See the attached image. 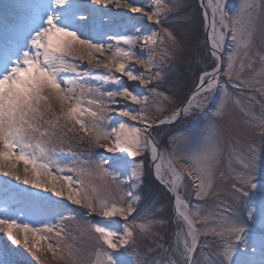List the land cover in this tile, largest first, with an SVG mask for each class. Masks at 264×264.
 I'll use <instances>...</instances> for the list:
<instances>
[{
  "label": "snow or ice",
  "instance_id": "6c2138e0",
  "mask_svg": "<svg viewBox=\"0 0 264 264\" xmlns=\"http://www.w3.org/2000/svg\"><path fill=\"white\" fill-rule=\"evenodd\" d=\"M96 5H114L125 11L110 15L103 7L97 8ZM201 6L211 9V31L207 33L205 42L213 61L211 71L203 70L197 90L182 108L159 118L158 122L172 123L181 113L188 115L193 108H203L217 90L221 93V100L212 112L214 119L207 126L208 146L204 151L188 156L168 155L166 167L165 155L159 153L155 141L148 134L149 129L157 122L147 114L149 97L133 94L127 87L105 93L91 85L65 80L61 74L77 71L76 65L68 60L72 57L86 59L90 65L102 66L110 72L114 69L128 80H139L147 86L152 78L145 77L144 73L134 74L126 61L134 59L136 63L145 65V71H150L154 57L150 56L145 61L130 49L141 39L138 33L145 18L160 24L161 15L172 12L173 7L164 0H156L151 8L137 4L136 0H91L90 3L83 0H48L43 5L18 3L11 6L13 10L27 13L29 24L25 35L27 50L17 47L10 51L0 66V173L24 185H30L33 189H43V192L21 189L5 180L0 184V193L7 195L10 189L15 188L17 195L41 217L37 221L39 223H43L46 218L60 217L59 223H43V228H38L33 225L31 217L27 222L17 220L13 209L8 207L5 200V207L0 214V233L6 236L11 245L22 243L27 253L40 264H43L41 257L44 251L50 252L53 259L63 261L64 264H201V259L205 264H264V180L257 182L256 179L257 171L264 177V156H260L261 163L257 168L258 150L254 145L245 146L238 139L235 144L230 145L229 171L234 178L231 199L233 204L238 201L244 204L243 213L235 208L229 211L231 206H228L221 212L202 214L201 206H192L180 194V189L184 188L191 189L190 195L197 200L219 195L213 191L223 151L217 119L226 117L229 98L227 88H220V77H227V82L232 83L233 87H256L257 91L264 94V56L261 57V66L257 70L249 55L257 35L255 21L258 5L255 0H244L234 14L229 13L226 0H202ZM204 16L207 18V11ZM117 29L123 31H116ZM109 30L113 34L109 35ZM162 33L171 43L175 55L182 48L181 41L168 28H164ZM158 35L160 34L152 33L153 37ZM229 36L232 49L225 60L221 53ZM104 37L116 40V45L105 46L100 43ZM94 39L96 42H93ZM260 39L264 41V33H260ZM121 42L128 45V48L120 47ZM144 43L147 46L149 41L146 39ZM151 43L154 46L155 40ZM106 51L112 54L94 63L96 55H103ZM12 56H15V60ZM166 58V53L161 55V60ZM245 69L253 71L252 78H243ZM84 75L88 73L85 72ZM154 76L159 79L160 73L157 72ZM114 78L104 77L105 80ZM151 91L154 97L159 98L154 100L156 112H163L165 102L171 103V98L155 87ZM85 92L98 94L87 100L88 107L83 106ZM105 97L112 104L118 102L115 98L122 97L142 105V110L138 113L125 106L121 114L131 120H139L144 127L120 123L118 128L113 127L109 131L104 124L107 119L105 113L114 109H110L105 103ZM52 99L60 106L55 120L45 118L46 113L52 110L49 102ZM86 115L91 117L90 122L84 119ZM245 115L248 117L246 123L259 128L260 135L264 137V111L259 115L246 111ZM61 119L66 124L71 123L73 127L78 125L82 132L92 137L96 146L109 153L125 155L114 156L110 160L102 158L93 165L78 168L61 167L49 156V152L56 149L47 147L55 132H49L46 128L42 130L43 125L56 128ZM42 137H49V140L45 141ZM146 151L151 153L150 162L145 157ZM259 152L264 153V142ZM127 157H132L133 160L129 161ZM138 157L140 159L137 160ZM181 160L185 162L181 163ZM21 162L22 171L19 167ZM130 164V175L127 180L121 179ZM53 168L59 173L65 170L76 172L78 179L74 181L70 175H54ZM146 169L173 193L172 219L177 228L174 245L166 247L157 242L155 248L148 247L142 252L139 242L151 236H155L157 241L163 240V236L153 231V226H163L168 222L164 219L134 216L141 197L133 195L131 191L127 193L130 199L126 200L122 195L125 185L140 188L144 183ZM220 175L223 178L224 174ZM93 176L104 180L103 190L92 183ZM186 180L191 183H185ZM76 183L80 184L83 195L80 189L73 192V185ZM57 184L67 185L69 191L66 198L72 204L86 208L89 215L95 214L103 218L86 221L80 228L95 240L96 246L87 256L71 244L62 243L64 222L75 221L76 217L64 216L63 211L68 210L67 205L44 194L50 192L56 197H64L63 187L58 188ZM116 217L120 219H110ZM198 224L201 227L198 228ZM48 233H54L57 238L55 244L51 242ZM208 236L214 238L213 242L217 247L208 256L202 257L203 250L209 247L210 242L205 240L201 245L200 238ZM40 241L47 244L46 249L41 248ZM257 247L260 252L259 261L254 259ZM17 253L25 257L24 261L16 259ZM0 264H31V261L19 248H11L5 242L0 249Z\"/></svg>",
  "mask_w": 264,
  "mask_h": 264
},
{
  "label": "rangeland",
  "instance_id": "374dc122",
  "mask_svg": "<svg viewBox=\"0 0 264 264\" xmlns=\"http://www.w3.org/2000/svg\"><path fill=\"white\" fill-rule=\"evenodd\" d=\"M190 0H164L165 3L170 4L173 7V11L179 12V8L183 5H187ZM196 11L192 10L188 15L185 13H180L179 16L172 14V12L163 13L161 15V23L155 24L152 21H145L140 25L141 31L138 33L141 39L136 42L132 47L136 56L141 57L145 61L149 59L150 56L154 57V64L151 67L150 71H145V65L138 64L135 60H128L126 64L134 72V74L144 73L145 77L152 78L151 83L145 86L139 80L133 81L134 87L133 94H140L141 96L149 97V103L147 106V114L151 116L154 120L158 121L159 118L168 116L172 114L176 109H178L188 94L194 89L199 81V76L202 74L203 70L207 69L211 71L212 59L209 56V49L206 46V35L204 33V22L202 18V11L199 5V0H194ZM48 0H0V66H2L4 58L10 53V51L15 50L17 47L26 49L25 35L26 27L29 24V15L27 13H21L18 10H13L11 7L13 4L18 3H29L33 5H43L46 4ZM244 0H226V7L230 14H234L235 11L239 8L240 4ZM137 4H143L145 7L151 8L156 4V0H136ZM255 3L258 5L256 9V21L255 26L257 29V35L254 40L253 46L249 50V55L254 62V68L259 69L261 66V57L264 55V41L260 39V33H264V0H255ZM198 9V10H197ZM106 11V10H105ZM109 14H116L121 11L113 12L108 11ZM171 14V15H170ZM142 16V14H136ZM174 15V16H172ZM191 17V18H190ZM201 19V27L203 29V38L199 43H196L191 47H185L182 44V41L177 37L182 44L180 51H176L174 55V49L171 46V43L166 40L163 36L162 30L165 28V22L169 21L167 19H174L173 22H184L189 19ZM79 18V17H78ZM180 19V20H177ZM181 19H184L181 20ZM181 26H185L182 25ZM187 26V25H186ZM190 32H193L198 28L187 26ZM112 32V30H110ZM116 31H123V29H117ZM156 32L160 35L153 37L152 33ZM130 35L132 33H129ZM176 35V33H175ZM177 36V35H176ZM184 36V35H183ZM107 37H104L99 42L104 44ZM148 40L149 43L145 46L144 41ZM95 40V39H94ZM152 40H155V45L151 43ZM94 42V41H93ZM120 47L128 48V45H124L122 42L119 45ZM194 50L189 52V48ZM232 49L231 38L230 36L225 41V47L222 52V56L227 58L229 52ZM186 52H189L187 55ZM167 54V58L161 60L162 54ZM12 59L15 60V56H12ZM69 62L76 65L77 71L62 73L61 75L65 80L71 79L75 80L78 84L85 86L91 85L93 88H100L102 92L115 91L118 89V84L122 82L125 77L118 72H115L113 69L111 72L107 69L101 67H94L90 65L88 61L74 59L72 57L68 58ZM95 63V62H94ZM87 72L88 75H84ZM159 72L160 78L156 79L154 74ZM244 79H250L253 76V71L245 69L242 73ZM104 77H115L114 79L105 80ZM259 79V77H257ZM220 88L226 87L228 90V100L226 104L227 115L224 119H217V126L220 129L222 137V155L220 157V162L216 170V179L214 192L219 193L218 196L210 195L204 200H197L193 195H190L191 189L185 190L184 188L180 189V194L182 197L190 201L192 206H201L202 214L212 213L211 210L213 206L215 207V212L224 211L225 208H228L231 211L232 208L237 209V211L243 213V207L240 206L243 204L237 202L233 204L231 199V185L234 182L232 173L229 171V166L227 164L226 158V147L228 145V140L231 138L240 137V142L245 146L254 145L258 150L257 156V168L260 166V156H264V153L259 152L262 142H264V137L260 135V129L257 127L249 126L246 121L248 117L245 115L246 111H251L256 115H259L264 111V94H261L257 91L256 87H246L239 86L233 87L232 83L227 82L228 78L221 76L220 77ZM186 87L188 91L185 95V98L181 99L183 96L182 89ZM63 86V85H62ZM183 86V87H182ZM155 87L157 91L163 92L171 98V103L165 102V108L163 112H156L154 107V100L156 98L153 96L151 89ZM185 87V88H186ZM258 87V85H257ZM79 93V89H77ZM93 95L98 94H88L85 92L83 96V106L88 107L87 100L92 98ZM116 101L119 97L115 98ZM183 100V101H182ZM221 93L217 90L208 101H206L205 106L200 109L193 108L190 114H183L179 120L172 124L159 125L151 129L149 132L155 142L157 143V148L159 153L165 155V166L167 162L168 155L175 154L176 156H188L189 154H197L203 152L208 142L206 137L208 135L206 129L207 126L214 119L212 117V112L220 103ZM181 101V102H180ZM239 101V103H236ZM51 103L52 110L46 113L45 118L49 120H55L57 114H59L60 106L57 101L54 99L49 101ZM126 102V101H124ZM105 103L108 104L110 109L117 108V104L114 105L107 101L105 97ZM130 103L129 110L138 113L142 110V105ZM95 108V106H93ZM112 111L105 113L107 119L104 121V124L107 126L109 131L114 127V114ZM84 119L88 122L91 121V117L85 116ZM238 121H245L243 125L238 123ZM239 124V125H237ZM115 125H118L116 123ZM137 126L143 128L144 125L138 120ZM46 128L49 132H55V136L51 138V142L47 144L48 148H55L56 151L49 152V156L52 161L58 163L61 167H80L86 165H93L100 159H111L110 155L103 148L96 146L92 142V137L86 135L82 132L78 125L73 127L71 123H65L63 119L59 121V124L56 128H52L50 125H43L42 130ZM71 129V130H69ZM39 135V134H37ZM43 140L48 141L49 137H42ZM104 143H111L110 141H104ZM62 149V150H61ZM118 156H122L118 155ZM145 157L147 161H151L149 151L145 152ZM129 161H132V157H127ZM140 159L139 157L136 158ZM185 161L181 160V163ZM23 164V163H22ZM238 167L237 165H233ZM107 167V165H105ZM179 167V165H177ZM53 174L57 176L70 175L73 177L74 181L78 179V174L76 172H68L65 170L63 173L57 172L55 168L52 169ZM31 174V171L29 172ZM131 173V164L127 172L121 175V179L127 180L128 175ZM220 173H223V178H221ZM43 178V177H42ZM257 182L264 180V177H261L259 172L256 173ZM8 180L11 185L18 186L21 189H29L34 191L30 187H26L19 182L9 180L7 177L3 176L0 173V184H3V181ZM92 183L99 189L103 190L104 180L93 176L91 178ZM185 183H191L186 180ZM63 186L61 184H57ZM80 189L81 195H83V190L79 183L73 185V191ZM43 192V190H39ZM131 191L133 195H139L141 197L140 202L137 204V212L134 213V216H140L145 219H164L168 222L163 225H154L153 231L159 233L164 237L163 240L157 241L155 236L146 237L139 242L140 250L143 252L146 248L156 247V243H162L166 247L174 245V234L177 228V225L173 222V204L171 197L168 191L154 178L150 170L146 169L144 183L140 186L139 189L129 188L127 185L124 186L125 199H130L127 196V193ZM35 192V191H34ZM91 194V190L89 189ZM45 195L52 196V199L62 201L67 205L68 210L63 211L64 216H75L76 220H66L64 222L65 231L62 233L63 244H71L74 248L80 249L81 254L87 256L95 248V240L88 233H84L80 230L81 226L84 225L86 221L98 220L101 217L96 216L95 214L89 215L88 210L83 208L81 205L69 204L65 198H57L56 196L49 193H44ZM5 200L8 202V207L13 209L17 220L27 222L31 217L33 225L38 228H43V223H52L57 224L60 222V217L56 216L54 218H46L43 220V223L37 222L41 217L25 202L20 196L17 195L15 188H12L8 191L7 195L0 193V214L5 207ZM247 198H245V202ZM244 205V204H243ZM22 209V211H21ZM162 209V211H157ZM103 219V218H102ZM119 220V219H117ZM140 222V221H138ZM123 221H121V226ZM197 227H201L200 224ZM53 244L56 243V237L54 233L47 234ZM22 240V237H21ZM208 240L210 242L209 247L203 250L202 257L208 256L210 253L216 250V243L213 242L214 238L211 236L201 237L200 242L203 245L204 241ZM7 242L11 248H19L20 252L25 253L28 260L31 261V264H40V262L35 261L29 253L23 248V244L20 245H11L10 241H7V238L4 234L0 233V249H2ZM40 246L42 249H46L47 244L44 241H40ZM251 249H249L250 251ZM159 252V250H157ZM155 255V253H154ZM16 259L24 261L25 257L16 254ZM43 264H64L63 261L55 260L52 258L50 252L44 251L41 257ZM201 264H205V261L201 259Z\"/></svg>",
  "mask_w": 264,
  "mask_h": 264
},
{
  "label": "bare ground",
  "instance_id": "6f19581e",
  "mask_svg": "<svg viewBox=\"0 0 264 264\" xmlns=\"http://www.w3.org/2000/svg\"><path fill=\"white\" fill-rule=\"evenodd\" d=\"M83 2H87V3H90L91 2V0H83ZM96 7L97 8H101V7H103L104 8V10H106V11H113V12H117V11H125V10H122V9H117L114 5H107V6H100V5H96ZM205 11H207V13H208V16H207V18L205 17V20H206V25L208 26V32H210L211 31V27H210V24H211V9H205ZM111 34H113L110 30H109V35H111ZM207 36V35H206ZM94 42H96L95 40H94ZM116 40H109V39H107V40H105V43H104V45L105 46H107L108 44H112V45H116ZM112 53L111 52H105L103 55H100V54H97L96 55V59H95V63L96 62H98V61H102V60H104L105 59V57H107V56H110ZM262 56H264V55H262ZM121 75H123L122 73H120ZM124 76V75H123ZM125 77V79H123L122 80V82H120L119 84H118V89H122V88H124V87H127L128 89H129V91H131V90H133V87H134V84H133V80H128V78L126 77V76H124ZM134 81H136V80H134ZM117 103H115L114 105H116L117 104V108H115L114 109V111H112L111 113H113L114 114V119H113V121H114V127H116V128H118L119 127V124L120 123H126V124H128V125H130V126H134V127H138L137 126V122H138V120H131L130 119V117H127V116H123L121 113H122V110L124 109V107L126 106L128 109H129V107H130V103H126L127 102V100H124L122 97H119V99H117ZM124 101H126V102H124ZM128 102H131V100H128ZM135 113V112H134ZM171 115V114H170ZM245 121H243L242 123H241V121H238V123L239 124H241V126L243 125V123H244ZM116 123H118V125H115ZM239 124H237V125H239ZM139 128V127H138ZM239 140L240 141V137H238V138H231L230 137V139L228 140V145H227V147H226V160H227V164H228V166H229V156H230V154H231V148H230V145H232V144H235L236 143V140ZM248 145V144H247ZM158 149V148H157ZM158 151H159V149H158ZM160 152V151H159ZM109 155H110V157H114V156H118L117 155V153H109V152H107ZM118 154H122V153H118ZM122 155H125V154H122ZM149 155H150V158H151V153L149 152ZM157 162H159V161H157ZM19 167L21 168V171L23 170V164H22V162H21V164L19 165ZM166 167V166H165ZM229 169V168H228ZM29 176L31 177V174L29 173ZM9 180H12V181H15V182H19V183H21L20 181H17V180H15L14 178H12V177H7ZM22 184V183H21ZM22 185H24V184H22ZM24 186H26V187H30L31 188V186L30 185H24ZM57 187L58 188H60L61 186H59V185H57ZM63 187V190L65 191V196L64 197H57V198H65L66 200H67V194H68V191H69V189H68V187H67V185H63L62 186ZM31 189H33V188H31ZM34 191H39V190H43V189H33ZM73 192H75V191H73ZM68 201V200H67ZM69 202V204H72L70 201H68ZM174 203V202H173ZM216 207V206H215ZM215 207L213 206V208H212V210H211V212L212 213H215ZM244 208V205L242 204L241 206H240V208L239 209H241V208ZM241 210H243V209H241ZM110 219H113V220H117V219H120L119 217H116V218H110ZM98 220H102V218L101 219H98ZM251 251V250H250ZM254 259L256 260V261H259V259H260V252H259V250H258V247H257V251H256V253H255V256H254Z\"/></svg>",
  "mask_w": 264,
  "mask_h": 264
},
{
  "label": "trees",
  "instance_id": "16d2710c",
  "mask_svg": "<svg viewBox=\"0 0 264 264\" xmlns=\"http://www.w3.org/2000/svg\"><path fill=\"white\" fill-rule=\"evenodd\" d=\"M195 4L196 3H195L194 0L188 1L187 5H185V2H184V6L182 5L179 8V12L182 11L181 13H185V15H188L192 10H194V13H195L196 7H197V5H195ZM179 12L172 11V14L179 16L180 15ZM174 15H172V16H174ZM167 20H169V21L165 22L164 27L165 28H168L174 34L176 33L177 37H179L181 39L182 44L185 47H189L190 45H192L191 47H193V45H195L196 43H199L200 40H202V38H203V36H202L203 35V29L200 26L201 25V19H199L198 17L196 19H189V18H187L186 21H184V19H181L184 22H181V21L173 22L174 19L173 20L172 19H167ZM177 20H180V19H177ZM182 23L185 26H181ZM186 25L187 26H190V27L197 26L198 28L193 33V32H190L191 29H189ZM191 47L189 48V52L193 50ZM189 52H186V54L187 53L189 54ZM193 52H194V50H193ZM183 86L186 87V84H183ZM185 87H184V89H182V93H183L182 96L183 97L181 99L185 98V95H186V93L188 91V88L187 87L185 88Z\"/></svg>",
  "mask_w": 264,
  "mask_h": 264
},
{
  "label": "water",
  "instance_id": "95a60500",
  "mask_svg": "<svg viewBox=\"0 0 264 264\" xmlns=\"http://www.w3.org/2000/svg\"><path fill=\"white\" fill-rule=\"evenodd\" d=\"M205 2H206V0H205ZM201 3H202V0H199V5H200V7H201V11H202V18H203V22H204V33H205V35H207V33H208V26L206 25V20H205V16H204V12H205V8H202V6H201ZM207 37V36H206ZM209 49V48H208ZM221 55H222V53H221ZM198 84H199V81H198V83H197V85L195 86V87H193L194 89L188 94V96L185 98V101L183 102V104L179 107V108H182L184 105H185V103L187 102V100L192 96V94L197 90V87H198ZM183 115V113H181L180 114V116L179 117H177V119L174 121V122H176L177 120H179L180 119V117ZM174 122H172V123H174ZM172 123H166V124H172ZM166 124H160L158 121L156 122V123H154L153 124V127L151 128V129H153V128H155L156 126H159V125H166ZM151 129H149V131L151 130ZM150 136H151V134H150V132L148 133ZM152 137V136H151ZM152 139H153V137H152ZM154 140V139H153ZM155 141V140H154ZM156 143V142H155ZM156 146H157V143H156ZM154 176V175H153ZM155 178V177H154ZM158 181V180H157ZM158 183H160L159 181H158ZM161 184V183H160ZM167 191H168V189L165 187V185H163V184H161ZM168 193H169V195H170V197H171V200H172V204H174L173 202H174V198H173V193H171L170 191H168Z\"/></svg>",
  "mask_w": 264,
  "mask_h": 264
}]
</instances>
